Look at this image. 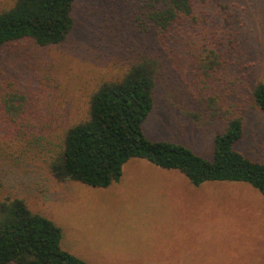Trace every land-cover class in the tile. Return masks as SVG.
<instances>
[{
	"label": "rangeland",
	"instance_id": "rangeland-1",
	"mask_svg": "<svg viewBox=\"0 0 264 264\" xmlns=\"http://www.w3.org/2000/svg\"><path fill=\"white\" fill-rule=\"evenodd\" d=\"M14 2L0 0V11ZM143 11L135 0H77L61 44L0 49V91L22 106L14 124L0 101V202L22 199L61 229L62 250L88 264H264V196L247 183L195 187L178 170L134 158L106 188L59 182L48 170L93 91L142 57L161 69L147 140L210 161L214 137L240 117L235 149L264 163V117L251 96L264 83V0L198 1L194 21L164 34L144 30Z\"/></svg>",
	"mask_w": 264,
	"mask_h": 264
},
{
	"label": "trees",
	"instance_id": "trees-1",
	"mask_svg": "<svg viewBox=\"0 0 264 264\" xmlns=\"http://www.w3.org/2000/svg\"><path fill=\"white\" fill-rule=\"evenodd\" d=\"M76 1L15 0L0 11V49L20 40L37 47L61 44L74 28ZM135 1L144 9V30L164 34L176 23L194 21L196 3L204 0ZM160 70L157 60L142 57L121 78L101 82L89 98L87 117L64 130L62 146L48 162L51 176L59 182L106 188L119 180L123 165L134 158L178 170L195 187L212 181L244 182L264 196V163L235 149L243 137L240 117L229 120L224 132L214 137L210 161L182 145L146 139L142 127L154 107ZM251 96L264 117V83L257 82ZM1 99H6V116L16 124L18 119L10 118L20 115L22 106H14L15 94L1 90L3 103ZM61 237L56 224L31 212L22 199L0 202V264H88L62 250Z\"/></svg>",
	"mask_w": 264,
	"mask_h": 264
},
{
	"label": "crops",
	"instance_id": "crops-1",
	"mask_svg": "<svg viewBox=\"0 0 264 264\" xmlns=\"http://www.w3.org/2000/svg\"><path fill=\"white\" fill-rule=\"evenodd\" d=\"M200 194V193H199ZM172 213H174L173 211H172ZM169 217H170V219H171V222L174 224V225H176V223L177 222H181L182 224H184L185 223V219H180L179 217H177V216H173V215H169ZM174 252V251H173Z\"/></svg>",
	"mask_w": 264,
	"mask_h": 264
}]
</instances>
